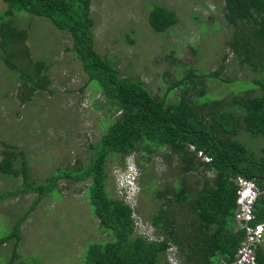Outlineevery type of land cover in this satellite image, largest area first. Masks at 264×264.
<instances>
[{
	"label": "trees",
	"instance_id": "trees-1",
	"mask_svg": "<svg viewBox=\"0 0 264 264\" xmlns=\"http://www.w3.org/2000/svg\"><path fill=\"white\" fill-rule=\"evenodd\" d=\"M0 1L7 6L0 14V63L21 79L16 93L20 104L31 102L36 92L48 89L49 65L32 60L25 44L28 32L17 28L11 19L15 11L44 18L70 36L72 46L67 51L74 54L87 77L86 85L100 93L104 105H109L107 114L113 117L106 132L89 145L91 153L85 166L73 172L58 170L44 183H31L21 151L1 142L0 176L19 175L22 180L20 187L1 192L0 201L34 192L37 196L30 211L43 195L54 190L57 180H88V206L97 229L109 239L89 244L82 264H169L171 248L178 264H231L243 238L234 219L237 177L258 188L254 223L264 224V146L255 159L254 146L246 145L240 137L242 127L252 140L264 143V0L222 1L223 19L230 31L227 46L235 62L252 74L251 80L222 78L221 65L214 70L190 67L187 75L170 82L171 73L163 71L167 92L181 90L173 103L167 96L152 93L145 82L121 76L108 58L95 51L90 0ZM177 20L176 13L165 6L155 4L149 9L148 21L154 33L166 31ZM202 25L206 23L201 22V29ZM172 61L188 67L179 59ZM212 79L226 86L236 83L230 88L233 94L211 99L221 92L207 95V81ZM191 88L197 89L192 97L187 94ZM93 106L102 110L96 102ZM156 150H163L165 161L175 156L176 173L160 188H142L149 190L154 200V209L147 217L154 237L149 238L135 232L134 202L132 197L131 201L126 199L128 190L123 186L122 196L107 195L106 165L112 157L120 164L126 155ZM132 170V189L137 191L138 171L135 167ZM190 173L198 174L192 183ZM25 216L0 238V245L12 242L6 264H27L16 262L19 227ZM254 257L255 264H264V241L255 246Z\"/></svg>",
	"mask_w": 264,
	"mask_h": 264
},
{
	"label": "rangeland",
	"instance_id": "rangeland-1",
	"mask_svg": "<svg viewBox=\"0 0 264 264\" xmlns=\"http://www.w3.org/2000/svg\"><path fill=\"white\" fill-rule=\"evenodd\" d=\"M222 1L90 0L94 49L108 58L121 76L145 82L155 95L167 96L169 103L176 102L181 90L167 92L163 71L171 73L170 82L187 75L191 68L214 70L221 65L222 78L249 81L252 74L235 62L227 46L230 31L223 19ZM155 4L173 10L178 17L174 25L159 33H154L148 21L149 9ZM6 8L0 1V14ZM11 19L17 28L28 32L25 44L32 60L49 65V86L46 91L36 92L31 102L20 104L16 93L21 79L0 63V151L1 142L20 150L26 161L27 179L39 184L58 170L73 172L85 166L91 153L89 145L106 132L113 117L107 114L109 105H104L100 93L86 85L87 77L74 54L67 51L72 46L70 36L48 20L24 11H15ZM201 22L206 23L202 29ZM173 59L188 67L179 66L180 62ZM235 86L233 82L226 86L212 79L207 81L206 91L209 97L221 91L210 97L217 99L233 94L230 88ZM196 91L191 88L187 94L192 97ZM95 102L102 110L93 106ZM241 136L246 145L254 146L253 158L257 159L263 141L252 140L242 127ZM162 154L163 150L150 154L140 151L124 156L120 164L112 157L106 165L105 191L113 197L120 196L119 181L122 183L125 173L133 166L138 171L137 191L132 196L127 194L126 199L131 201L132 197L134 202L135 232L149 238L154 237L147 223L154 200L150 191L142 188H160L176 173L175 156L165 161ZM197 177V173H190L189 182ZM21 180L19 175L0 176V193L20 187ZM87 187L88 180L59 179L54 190L43 195L30 211L37 196L34 192L0 201V238L26 213L19 227L16 262L82 264L89 244L109 239L97 229V220L87 203ZM11 248V241L0 245V264H6Z\"/></svg>",
	"mask_w": 264,
	"mask_h": 264
},
{
	"label": "built area",
	"instance_id": "built-area-1",
	"mask_svg": "<svg viewBox=\"0 0 264 264\" xmlns=\"http://www.w3.org/2000/svg\"><path fill=\"white\" fill-rule=\"evenodd\" d=\"M119 183V192L122 196L120 189L123 187L124 179H122V183L120 181ZM236 184L238 190L235 198L234 219L237 228L243 232V238L235 251L231 264H255L254 248L264 241V224L254 223L255 217L253 214V207L260 192L253 182L245 180V178L237 177ZM128 194H130V191H128ZM168 261L169 264H178L173 257V248L168 250Z\"/></svg>",
	"mask_w": 264,
	"mask_h": 264
},
{
	"label": "clouds",
	"instance_id": "clouds-1",
	"mask_svg": "<svg viewBox=\"0 0 264 264\" xmlns=\"http://www.w3.org/2000/svg\"><path fill=\"white\" fill-rule=\"evenodd\" d=\"M134 168V166H133ZM124 181L127 179V182L123 184V186L128 190L132 192H136L135 190L132 189V187L135 185V176H134V173H133V170L131 169L130 172H126L125 175H124Z\"/></svg>",
	"mask_w": 264,
	"mask_h": 264
}]
</instances>
